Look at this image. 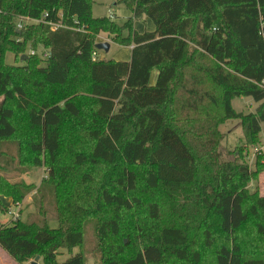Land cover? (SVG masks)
Instances as JSON below:
<instances>
[{
  "label": "trees",
  "instance_id": "trees-1",
  "mask_svg": "<svg viewBox=\"0 0 264 264\" xmlns=\"http://www.w3.org/2000/svg\"><path fill=\"white\" fill-rule=\"evenodd\" d=\"M118 3L124 25L94 17L93 0H0V172L45 168L59 223L14 220L0 247L18 264H86L93 220L99 264H264V196L249 189L264 153L248 162L264 125V0ZM143 17L153 31L134 28ZM23 18L39 23L18 32ZM101 34L131 60H94ZM238 98L256 110L237 112ZM228 121L242 129L234 149ZM30 188L0 175L12 205Z\"/></svg>",
  "mask_w": 264,
  "mask_h": 264
},
{
  "label": "rangeland",
  "instance_id": "rangeland-1",
  "mask_svg": "<svg viewBox=\"0 0 264 264\" xmlns=\"http://www.w3.org/2000/svg\"><path fill=\"white\" fill-rule=\"evenodd\" d=\"M93 16L96 18H112L117 24L124 25L131 17L132 13L124 5L119 4V0H93ZM134 28L143 33L144 31H153V24L146 18L135 19ZM142 24L140 26V24ZM108 42L111 45L110 51H99L98 59L100 60H116V61H130L131 60V47L121 46L115 44L113 41V36L108 34H101L97 38V43ZM34 50H31L33 52ZM46 51V50H45ZM37 54L41 55L44 52L41 48L38 51H35ZM32 55V54H31ZM36 55V54H35ZM8 64H15L14 54L8 53L7 59ZM157 79V72L153 74L152 83H155ZM233 106L237 112L250 113L256 110L257 104L251 98H238L233 102ZM220 130L223 134L226 135V145L230 149H234L237 146L242 144V129L240 127L239 121H228L220 127ZM264 140V125L263 132L261 133V143L257 148L260 152L264 153L263 142ZM256 152L254 149L251 150L248 162L250 163L252 169H254ZM12 172L2 171L0 175L8 178L12 183H22L24 182L30 188V193L27 195L25 200L22 203L13 205V207L7 208L10 205L4 207L0 206V226L11 224L14 220L20 219L24 222H32L36 220H46L49 222V226L53 229L59 228V223L56 220V214L54 211V205L49 200V192L47 189L44 191H39L43 181L48 177V171L45 168H35L29 167L24 168L20 165L18 159L15 161V164L11 167ZM264 182L260 184L259 180L252 181L249 185L251 192H254L256 189L264 192ZM39 191V192H38ZM47 196L45 198L44 196ZM264 195V193H263ZM45 198V199H44ZM35 200V201H34ZM43 210V211H42ZM45 211V214L43 212ZM96 223L93 220H90L85 225L84 230V244H83V254L85 255L86 264H99V254L96 250L97 247V238H96ZM79 249V248H78ZM65 254L68 255L66 250H61L59 255V262H64L61 258ZM80 253V249H79ZM69 256V255H68ZM4 257H9L11 264L16 263L1 247H0V264H3ZM34 259L25 263L31 264ZM39 264H42L40 258Z\"/></svg>",
  "mask_w": 264,
  "mask_h": 264
},
{
  "label": "built area",
  "instance_id": "built-area-1",
  "mask_svg": "<svg viewBox=\"0 0 264 264\" xmlns=\"http://www.w3.org/2000/svg\"><path fill=\"white\" fill-rule=\"evenodd\" d=\"M39 21L35 20V19H29V18H23L21 19L18 23H17V30L18 31H22L24 29L27 28L28 25H32V24H38ZM49 27L51 28L52 31H56L59 28H62V25L59 24H55V23H49ZM32 55L37 54L35 51L31 52ZM41 56L43 59H48L51 56V53L49 51H44L43 53H41ZM98 53H94L93 54V59L94 60H98ZM259 151L258 149L255 150V152Z\"/></svg>",
  "mask_w": 264,
  "mask_h": 264
},
{
  "label": "crops",
  "instance_id": "crops-1",
  "mask_svg": "<svg viewBox=\"0 0 264 264\" xmlns=\"http://www.w3.org/2000/svg\"><path fill=\"white\" fill-rule=\"evenodd\" d=\"M140 24V23H139ZM142 24H140V26H141ZM131 49H132V47H131ZM262 142H263V144H264V140H262ZM262 150H264V145H263V148H262ZM259 182H260V184L262 183V182H264V172L259 176ZM263 185H264V183H263ZM263 189H262V191H261V195L262 196H264L263 195ZM0 201H2V203H3V205L4 206H8V205H10V206H8L7 208H10V207H13L12 208V210L13 209H15V207L12 205V200L11 199H9V198H5V197H1L0 196ZM16 210V209H15ZM68 253V252H67ZM74 253H79V249L78 248H76L75 250H74ZM61 258H62V260L64 261H66L68 258H69V256L67 255V254H65L64 253V255L63 256H61ZM3 262V264H11V261H10V259H9V257H4V260L2 261Z\"/></svg>",
  "mask_w": 264,
  "mask_h": 264
},
{
  "label": "water",
  "instance_id": "water-1",
  "mask_svg": "<svg viewBox=\"0 0 264 264\" xmlns=\"http://www.w3.org/2000/svg\"><path fill=\"white\" fill-rule=\"evenodd\" d=\"M19 32V31H18ZM110 48H111V45L110 43L108 42H103V43H98L96 45V49L99 50V51H105V52H109L110 51ZM24 59H22L23 61ZM39 261H40V257L37 256L33 262H31V264H39Z\"/></svg>",
  "mask_w": 264,
  "mask_h": 264
}]
</instances>
